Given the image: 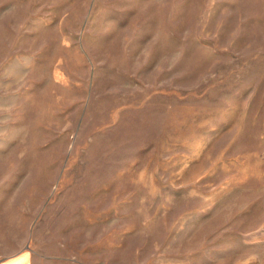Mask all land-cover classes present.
<instances>
[{"label":"rangeland","instance_id":"obj_1","mask_svg":"<svg viewBox=\"0 0 264 264\" xmlns=\"http://www.w3.org/2000/svg\"><path fill=\"white\" fill-rule=\"evenodd\" d=\"M2 232L30 264H264V0H0Z\"/></svg>","mask_w":264,"mask_h":264},{"label":"crops","instance_id":"obj_2","mask_svg":"<svg viewBox=\"0 0 264 264\" xmlns=\"http://www.w3.org/2000/svg\"><path fill=\"white\" fill-rule=\"evenodd\" d=\"M4 224V223H3ZM4 230V229H3ZM2 230V231H3ZM10 246L11 244V237L8 235L6 237V234L2 232V237L0 239V246ZM31 257L28 252L27 248V240L23 241V247L20 248L17 251L14 252H4L3 250H0V264H30Z\"/></svg>","mask_w":264,"mask_h":264}]
</instances>
